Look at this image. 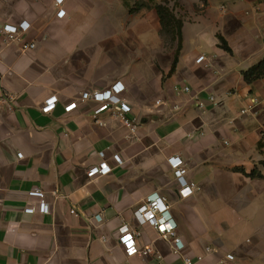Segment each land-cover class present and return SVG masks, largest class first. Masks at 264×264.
I'll return each instance as SVG.
<instances>
[{
	"label": "crops",
	"instance_id": "0c3cea01",
	"mask_svg": "<svg viewBox=\"0 0 264 264\" xmlns=\"http://www.w3.org/2000/svg\"><path fill=\"white\" fill-rule=\"evenodd\" d=\"M168 1L183 22L178 60L177 49L155 46L160 21L153 10L139 15L136 0H64L63 19L56 0H0V264H264V77H244L264 60V0ZM23 22L22 43L36 45L26 53L1 33ZM117 83L135 135L81 100ZM51 97L56 108L45 114ZM172 157L198 187L188 198ZM102 161L112 172L89 178ZM153 195L186 239L179 254L137 220L138 201ZM123 225L151 255L126 254Z\"/></svg>",
	"mask_w": 264,
	"mask_h": 264
},
{
	"label": "built area",
	"instance_id": "2783aa9c",
	"mask_svg": "<svg viewBox=\"0 0 264 264\" xmlns=\"http://www.w3.org/2000/svg\"><path fill=\"white\" fill-rule=\"evenodd\" d=\"M64 0H56L55 6L58 9L57 17L63 19L66 15V11L62 9ZM30 29V24L28 22H23L19 26L5 25L1 33L7 43L21 42L22 52H28L32 49H35V44L22 43L21 36ZM205 61V57L202 56L197 60V63L201 64ZM125 90V87L122 83H117L108 90L100 91H84L81 94L82 101L94 100L101 104L100 108L96 111V116L106 110L113 111L114 116L122 123V125L129 130L132 135H135L138 131V123L136 119H131L129 114L132 113V108L125 103L120 95ZM190 88L185 87L181 93H190ZM13 101V98H10ZM212 102H216L215 98L210 99ZM58 102L57 97H51L46 100L45 105L42 108V111L45 114L53 112L56 108ZM204 103L200 102L199 107L204 108ZM77 108V103H72L66 107L67 112H71ZM252 109V105L248 103L246 107L242 110V113L245 114ZM98 122V121H97ZM99 123V122H98ZM101 159H105V153H100ZM19 158H23L22 154H19ZM114 161L118 165H123L124 162L119 155H114ZM171 166L175 170V175L179 180L180 190L179 193L181 197L188 198L193 195L195 190H198V187L195 183H190L185 179L186 170L184 169V163L182 159L177 157H172L169 160ZM112 172V168L105 162L92 166L87 175L89 178L94 179L98 176H106ZM29 197L31 199L39 200V212L42 214L51 213V205L45 200V192L40 188H33L29 192ZM139 208L136 212L137 220L142 224H149L155 228L162 239L169 242L172 246L173 252L179 254L183 251L185 247L186 239L185 237H180L177 235V225L175 221L167 214L169 211V206L166 205L165 201L160 198L158 195H153L146 200L138 201ZM36 209L33 207H28L25 209V213L34 214ZM74 214L75 211H72ZM97 220H100V216L97 217ZM137 237H140V233H133L128 225H123L120 230V242L124 246L126 254L129 257L140 255L148 256L152 254L150 248H139L137 247L136 240ZM210 249H208L209 251ZM203 259L202 256L197 258L198 261ZM234 257L229 255L228 260L233 261ZM184 264H193L191 258H185Z\"/></svg>",
	"mask_w": 264,
	"mask_h": 264
},
{
	"label": "trees",
	"instance_id": "16d2710c",
	"mask_svg": "<svg viewBox=\"0 0 264 264\" xmlns=\"http://www.w3.org/2000/svg\"><path fill=\"white\" fill-rule=\"evenodd\" d=\"M154 1V0H153ZM169 1H163V5H158L156 7V12L160 21V24L163 27V30L166 31L168 34H172L173 38L177 40V57L180 53L181 42H182V27L183 22L178 19L174 13V10L170 8ZM224 48L229 50V48L224 45ZM244 77L246 82L251 83L258 79L264 77V60H262L259 64L252 67L248 71L244 73Z\"/></svg>",
	"mask_w": 264,
	"mask_h": 264
},
{
	"label": "rangeland",
	"instance_id": "374dc122",
	"mask_svg": "<svg viewBox=\"0 0 264 264\" xmlns=\"http://www.w3.org/2000/svg\"><path fill=\"white\" fill-rule=\"evenodd\" d=\"M153 1V0H152ZM163 1L165 0H154L153 2H148L146 0H136V10L138 11V14H141V11L144 9H147L148 12L153 10L154 13V21L157 23L159 18L156 12V7L158 5H163ZM170 5V3H169ZM170 8L172 9V7L170 6ZM140 19V18H139ZM143 20V18L141 19ZM154 35L155 37H157V40L155 42V46L158 47V49L162 52V53H170L171 51L175 52L177 47H178V43L176 38L174 39L172 34H168L166 31L163 30L162 25L159 22V26L155 29L154 31ZM159 37V39H158Z\"/></svg>",
	"mask_w": 264,
	"mask_h": 264
}]
</instances>
